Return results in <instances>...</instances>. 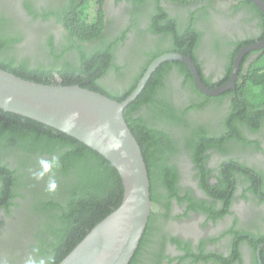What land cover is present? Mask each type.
Here are the masks:
<instances>
[{
	"label": "trees",
	"instance_id": "trees-1",
	"mask_svg": "<svg viewBox=\"0 0 264 264\" xmlns=\"http://www.w3.org/2000/svg\"><path fill=\"white\" fill-rule=\"evenodd\" d=\"M104 1L66 0L59 9H49L41 15L35 14L33 7L23 2L27 12L35 15L33 17H41L43 21L52 17L64 29L58 44L54 43L53 35L44 34L43 40L38 41L36 54L20 52L16 45L23 40L24 33L18 29L15 17L0 14V69L33 83L76 85L116 102L125 100L148 65L166 53L190 57L208 88L218 87L229 78L231 63L227 65L222 82L211 84L203 78L195 55L200 33L191 25L178 26L165 12L160 0L126 1L132 7L134 19L130 23L137 30L135 42L141 38L143 43V36L149 33L159 35L167 45L143 52L137 43L134 53L125 62L116 63L114 54L126 39L127 30L109 37L107 26L112 23L104 20ZM177 1L186 6L198 0ZM246 3L250 4L248 0ZM147 5L151 6L148 28L140 30L135 16ZM250 6L257 12L253 4ZM252 43H255L252 39L232 43L234 49L229 54L230 60L242 47ZM136 60L140 62L139 70L126 81L125 70L128 71L130 62ZM173 67L183 78L182 85L197 96L188 101L184 109L173 103L164 83ZM226 95L230 96L231 104L221 123L223 131L209 133L206 129L191 128L186 118L189 111L210 104L219 107ZM226 95L212 98L201 94L195 88L187 66L180 61H169L155 70L136 99L124 109V120L146 165L152 204L158 202L155 190L160 187L169 199L189 200V209L220 218L228 213L231 195L238 182L237 173L244 176L247 190L255 198L264 195L260 178L239 169L241 166L238 168L236 162H224V169L217 171L214 177L204 163L208 149L226 153L227 143L241 145L244 149L258 148L259 142L248 140L241 129L256 133L264 126V51L244 76L240 71L235 96L232 92ZM180 151L186 153L196 166L198 183L204 193L213 202H221L219 211L206 208L205 203L196 204L189 197L178 196V172L171 159ZM53 157L58 158L59 166L37 180L35 173L40 170L39 161ZM50 178L57 183L56 190L51 193L47 191ZM211 178L216 182L211 184ZM122 195V182L117 171L98 153L51 127L0 110V264H25L30 255L37 261L45 259L46 264H59L100 221L119 207ZM153 216L151 212L129 264H136L147 242ZM238 235L237 245L233 243L232 246L230 263L239 260L238 244L245 243L254 251L263 241V236L250 238L246 232ZM204 257L228 264L219 256L208 254Z\"/></svg>",
	"mask_w": 264,
	"mask_h": 264
},
{
	"label": "flooded vegetation",
	"instance_id": "flooded-vegetation-1",
	"mask_svg": "<svg viewBox=\"0 0 264 264\" xmlns=\"http://www.w3.org/2000/svg\"><path fill=\"white\" fill-rule=\"evenodd\" d=\"M248 1L257 8V12L249 3H246V0H198L186 6H181L178 2L169 3L167 0H160L165 12L176 21L178 26L191 25L200 33L199 44L195 49L196 60L201 67L203 78L211 84H218L224 80L227 65L231 63L230 75L225 82L230 79L236 57L230 60L229 54L234 49L232 43L236 44L249 39L255 43L264 40V14L251 0ZM261 1L264 2V0ZM23 2L30 4L35 14L41 15L49 9H59L66 0H0V14L15 17L18 29L24 33L23 40L16 45L21 49L20 52L23 55L36 54L38 41L43 40L44 34L53 35L55 44L61 42V33L64 30L62 24L52 17L45 21L41 17H33L35 15L27 12ZM103 8L104 20L112 23L106 24L109 37L127 30L126 39L118 46L119 49L114 54L116 63L125 62L134 53V46L137 47V43L140 45L139 50L141 48L143 52L167 45L165 39L160 40L159 35L149 33L143 36V43L141 38L139 42H135L137 30L133 28L132 22L130 23V20L134 18L129 1L105 0ZM150 11L151 6L147 5L143 12L135 16L138 29L148 28L147 18ZM263 51L264 48L245 54L239 64L234 90L216 97L229 92L235 96L240 71L242 70L244 76ZM139 63L137 60L135 63L130 62V68L128 71L125 70L126 81H129L136 73L135 71L139 70ZM171 69L164 83L172 95L173 103L184 109L188 101L195 100L197 96L182 85L183 78L177 74L175 68ZM200 80L206 86L201 78ZM230 104V96L226 95L219 107L210 104L199 110H191L186 118L193 129L200 128L206 129L209 133L215 131L220 133L223 131L221 123L224 122ZM241 130L248 140L259 142L258 148L252 146L244 149L241 145L227 143L226 153L208 149L204 154L206 170H211L210 174L214 177L219 170L224 169L222 168L224 162L228 164L232 160L238 164L236 165L238 168L241 166L239 169L247 170L260 178L264 193V126L256 133H250L243 128ZM171 164L178 172L176 188L180 198L189 197L196 204L205 203L206 208L219 211L221 202H213L200 188L198 171L186 153L180 151L174 155ZM237 179L228 213L220 218H211L212 214H206L198 209H189L191 206L189 200L180 202L177 198L169 199L162 188H156L155 195L158 202L152 206L154 216L147 234V242L142 247L136 264H223L219 261L215 262L214 258H205L204 256L208 254L219 256L228 264H262L264 195L260 193L259 198H255L248 192L244 176L237 173ZM215 182L214 178L210 179L211 184ZM240 232H246L250 238L263 236V241L254 251L245 243L238 244L239 260L230 263L232 246L233 243L237 245Z\"/></svg>",
	"mask_w": 264,
	"mask_h": 264
},
{
	"label": "water",
	"instance_id": "water-1",
	"mask_svg": "<svg viewBox=\"0 0 264 264\" xmlns=\"http://www.w3.org/2000/svg\"><path fill=\"white\" fill-rule=\"evenodd\" d=\"M264 14V2L251 0ZM264 48V40L242 47L230 79L215 88L204 86L190 57L166 53L154 59L135 89L122 102L79 86L44 85L0 69V110L20 115L60 131L108 161L123 187L119 207L100 221L59 264H129L153 210L146 165L130 132L124 109L136 99L155 70L165 62L180 61L190 71L197 90L216 97L234 90L245 54Z\"/></svg>",
	"mask_w": 264,
	"mask_h": 264
},
{
	"label": "clouds",
	"instance_id": "clouds-1",
	"mask_svg": "<svg viewBox=\"0 0 264 264\" xmlns=\"http://www.w3.org/2000/svg\"><path fill=\"white\" fill-rule=\"evenodd\" d=\"M39 164H40V170L35 173V178L37 180L43 179L45 175L52 172L54 167H58L59 161H58V158L53 157L52 160L42 159L39 161ZM56 188H57L56 180L50 178L47 184V191L51 193V192H54ZM25 264H46V261L45 259H40L39 261H37L33 256L30 255L25 261Z\"/></svg>",
	"mask_w": 264,
	"mask_h": 264
},
{
	"label": "rangeland",
	"instance_id": "rangeland-1",
	"mask_svg": "<svg viewBox=\"0 0 264 264\" xmlns=\"http://www.w3.org/2000/svg\"><path fill=\"white\" fill-rule=\"evenodd\" d=\"M169 3H176L178 2L177 0H167ZM261 64V63H260ZM261 66V65H260Z\"/></svg>",
	"mask_w": 264,
	"mask_h": 264
}]
</instances>
